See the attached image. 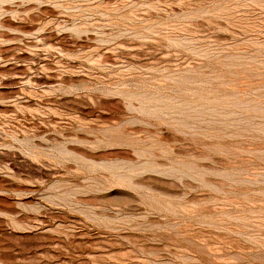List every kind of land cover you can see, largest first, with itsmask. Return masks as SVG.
Returning a JSON list of instances; mask_svg holds the SVG:
<instances>
[{"label":"rangeland","instance_id":"rangeland-1","mask_svg":"<svg viewBox=\"0 0 264 264\" xmlns=\"http://www.w3.org/2000/svg\"><path fill=\"white\" fill-rule=\"evenodd\" d=\"M0 264H264V0H0Z\"/></svg>","mask_w":264,"mask_h":264}]
</instances>
